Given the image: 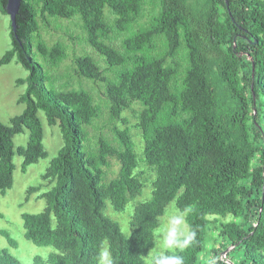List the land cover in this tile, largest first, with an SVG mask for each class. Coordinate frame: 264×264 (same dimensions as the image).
<instances>
[{
	"label": "trees",
	"instance_id": "obj_1",
	"mask_svg": "<svg viewBox=\"0 0 264 264\" xmlns=\"http://www.w3.org/2000/svg\"><path fill=\"white\" fill-rule=\"evenodd\" d=\"M7 3L0 0L4 15ZM148 6L150 19L140 26ZM229 8L232 16L226 0H22L0 67L16 58L28 71L17 81L26 85L19 98L26 107L10 124L0 122V193L13 187L16 155L23 172L49 156L40 112L64 141L43 175L45 209L22 215L25 238L54 249L34 264H97L105 245L112 264H148L151 222L172 199L192 206L188 222L198 233L178 253L185 264H207L202 255L210 264H264V2L229 0ZM77 16L105 67L77 56L76 75L105 85L112 121L125 125L123 113L141 106L135 127L155 178L151 198L136 203L131 222L139 226L130 238L105 211L108 201L122 212L142 195L131 131L115 128L116 144L100 136L88 146L103 108L90 91L57 85L66 48L41 39V24ZM26 131L27 145L16 147ZM112 159L119 173L106 181ZM42 188L31 187L27 199ZM0 264L23 263L2 249Z\"/></svg>",
	"mask_w": 264,
	"mask_h": 264
},
{
	"label": "rangeland",
	"instance_id": "obj_2",
	"mask_svg": "<svg viewBox=\"0 0 264 264\" xmlns=\"http://www.w3.org/2000/svg\"><path fill=\"white\" fill-rule=\"evenodd\" d=\"M261 1L264 2V0ZM149 19L150 7L148 6L143 19L140 21V26L144 25ZM10 31V17L0 12V59L7 50L12 48ZM40 34L41 39L46 42L48 46L51 47L57 43H61L66 48L68 55L67 59L60 65V67L54 70V75L58 78L57 85L65 86L67 89L84 88L94 95L96 103L103 108L102 116L92 127L88 128L91 137L88 146L92 147V145L95 144L94 142H96L100 136H103L113 144H116L114 141L115 128L124 129L128 127L131 131L135 143V151L140 162L137 173L144 184L142 195L137 199L130 201L126 206V209L122 212L115 211L111 203L108 201L105 211L110 218L119 223L122 229L125 220L131 222L137 205L136 203L151 198L153 181L155 178L154 172L143 162L145 143L141 131L135 127L138 122L137 117L138 112L141 110V106L135 104L132 109L123 113V118L127 121L125 125L122 122L112 121L109 116L108 107H106L107 103L104 95L105 85L102 83H94L93 81L80 78L76 75L74 61L77 56H92L102 67H105L104 61L87 43V35L83 29V23L79 16L71 20L50 19L48 26L41 24ZM120 40L121 39L114 44L118 46ZM34 58L36 60L39 59L37 56ZM27 76L28 71L18 64L16 58L10 64L0 67V122L10 124V120L13 117L21 115L24 112L26 106L25 104L19 103V98L25 93L26 85H18L17 81L19 79H25ZM39 115L44 126V145L49 156L48 158L41 159L38 163L31 165L27 172H23V158L16 155L14 159L16 169L14 172L13 187L8 190L5 195L0 193V231H6L11 238L17 242V247L10 246L7 238L0 233V250L8 249L10 253L18 258L23 264H34V258L36 256L47 258L50 253L54 252L52 247H39L25 238L24 221L22 218V215L25 213L36 214L45 209L46 200L40 198V196L44 192H47L50 187H48L49 184L44 181L43 175L46 173L51 161L57 156L59 149L64 144L59 126H49L44 113L40 112ZM28 140L29 133L26 131L24 134L15 137V146H26ZM119 169V163L112 159L111 167L106 169V181L116 178ZM40 184H43L42 190L33 193L28 200V190L31 187H36ZM229 220H231V217L224 219V221ZM133 231L134 228L131 229L132 233ZM123 233L129 237V234L125 232ZM216 233L217 231L213 232V234ZM154 246L155 245H153V247ZM105 248L108 250L107 245H105ZM207 248H211L209 241L207 243ZM201 259L204 263L210 264L209 257L202 255Z\"/></svg>",
	"mask_w": 264,
	"mask_h": 264
},
{
	"label": "clouds",
	"instance_id": "obj_3",
	"mask_svg": "<svg viewBox=\"0 0 264 264\" xmlns=\"http://www.w3.org/2000/svg\"><path fill=\"white\" fill-rule=\"evenodd\" d=\"M192 211V206L181 207L176 199H172L153 218L151 241L155 246L146 256L148 264H185L184 257L178 253L197 243V230L188 222ZM136 226L139 225L125 220L122 231L130 238L131 229ZM96 259L97 264H112L110 253L103 246ZM212 264H215L214 260Z\"/></svg>",
	"mask_w": 264,
	"mask_h": 264
},
{
	"label": "water",
	"instance_id": "obj_4",
	"mask_svg": "<svg viewBox=\"0 0 264 264\" xmlns=\"http://www.w3.org/2000/svg\"><path fill=\"white\" fill-rule=\"evenodd\" d=\"M22 4V0H8L7 6H6V12L7 15L10 17L11 20V28L13 33L16 34L17 31V16L19 14V10ZM226 6L228 8L229 14L232 16L231 14V10L229 8V0H226ZM254 66H253V70H254ZM254 78V75H253ZM229 252V249L227 251L224 252V255H226Z\"/></svg>",
	"mask_w": 264,
	"mask_h": 264
}]
</instances>
